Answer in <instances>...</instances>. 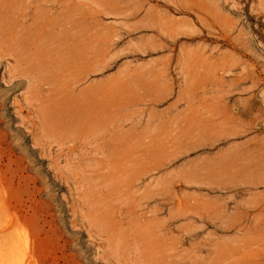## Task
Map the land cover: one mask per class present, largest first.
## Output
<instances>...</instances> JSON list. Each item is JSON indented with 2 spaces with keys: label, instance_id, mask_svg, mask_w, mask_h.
I'll use <instances>...</instances> for the list:
<instances>
[{
  "label": "rangeland",
  "instance_id": "rangeland-1",
  "mask_svg": "<svg viewBox=\"0 0 264 264\" xmlns=\"http://www.w3.org/2000/svg\"><path fill=\"white\" fill-rule=\"evenodd\" d=\"M25 1L1 32L75 46L128 118L68 153L0 59V264H264V0Z\"/></svg>",
  "mask_w": 264,
  "mask_h": 264
},
{
  "label": "bare ground",
  "instance_id": "bare-ground-1",
  "mask_svg": "<svg viewBox=\"0 0 264 264\" xmlns=\"http://www.w3.org/2000/svg\"><path fill=\"white\" fill-rule=\"evenodd\" d=\"M25 13L21 10L20 14L26 16ZM28 25L24 22L21 26L26 29ZM23 29H13L8 34L0 30V59L10 62V76L24 78L29 96L25 99L37 114L44 141L61 149L66 147L68 153L87 144L93 151L101 142L112 144L118 134L115 131L122 130L128 118L124 111L127 101L120 97L122 84L115 86L100 80L94 87L78 89L83 73L73 74L78 68L75 46L53 38L41 50Z\"/></svg>",
  "mask_w": 264,
  "mask_h": 264
}]
</instances>
